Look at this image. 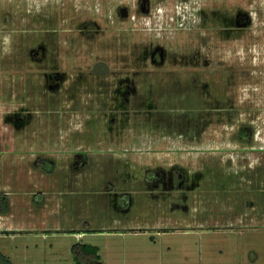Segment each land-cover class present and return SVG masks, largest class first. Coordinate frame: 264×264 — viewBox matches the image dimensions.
Segmentation results:
<instances>
[{"label":"rangeland","instance_id":"374dc122","mask_svg":"<svg viewBox=\"0 0 264 264\" xmlns=\"http://www.w3.org/2000/svg\"><path fill=\"white\" fill-rule=\"evenodd\" d=\"M136 2L0 0V151L22 152L23 174L38 172L36 182L53 175L56 188L66 191L62 211L38 216L55 215L63 228L0 237V254L12 264H75L73 235L84 233L81 244L97 247L102 264H264V0H149L148 15L139 5L136 10ZM237 8L253 22L245 38L227 31L218 35L217 24L226 26ZM99 61L115 74L98 78L92 91L89 76L79 73L91 72ZM61 72L70 75L59 93ZM125 77L132 95L123 106L117 88ZM70 90L75 99L68 109L90 110L94 98L99 110L93 123H101V113L118 118L120 128L110 141H121L133 121L130 151L140 162L155 168L162 160V176L172 164L187 168L191 181L199 174V186L185 201L190 213L170 202L166 207L162 202V211L100 209L97 193L110 182L101 176L99 157L76 179L70 152L84 140L107 150L105 137L97 124L88 125L85 134L59 132L66 128L60 100ZM206 101L209 110L230 115L227 119L235 115L233 124L208 128L204 114L201 132ZM243 125L254 129L251 147L237 141ZM60 141L68 142L64 147ZM59 152L65 159L53 161L51 173L34 164ZM85 179L86 196H77ZM118 220L136 223L123 226Z\"/></svg>","mask_w":264,"mask_h":264},{"label":"crops","instance_id":"0c3cea01","mask_svg":"<svg viewBox=\"0 0 264 264\" xmlns=\"http://www.w3.org/2000/svg\"><path fill=\"white\" fill-rule=\"evenodd\" d=\"M251 28L252 26L249 28V30ZM247 33L248 30L244 31L241 38H245ZM253 57L254 56H252V58ZM253 59H255V57ZM74 99L75 98L73 95H68V97L65 99L61 98L60 100L61 106L65 110L62 112L60 120L63 125L65 124L66 128L62 129L61 127L59 132L63 134L73 130L75 133L80 134L77 130H81L82 134H85L87 132L88 125L97 124V127H102V135L106 136V128L104 127V123L102 121L101 123H93V118L98 110L97 107H99V105L95 102L97 99L93 98L90 101V110L84 111L68 109L72 103V100ZM130 132L131 130H129L119 142H115V140L103 142V146L107 148V150H103L101 148L96 149L98 143L94 144L93 142L85 140L76 144L73 151L70 152V157L76 158L74 163L78 166L76 173L77 175L75 174V177L76 179L83 177V175H85L90 169L88 166L91 162H93V157L97 156V158L99 157L100 160L98 159V161H100L101 164V168H99L100 170H103L101 176L104 181H107L106 183H108V181L110 182L108 184V190L101 192L100 194L97 193V195L100 196L98 205L100 206L101 210L106 211L109 208L117 214H122V212L131 214L134 213L135 210L144 212L146 209L154 207L157 209V211H162V207H166V204L168 203L166 202L164 206L162 204V190L163 192L165 191L164 193L167 192L166 190L162 189V171L160 170L162 168V160L160 162L161 166H155V168L151 167V165L149 166V164L140 162L141 160H139V156H137L136 153H131L130 151V149H134L135 146L134 142L130 139ZM66 142L68 141H60V145L63 146ZM3 144L4 143L0 142V148L4 147H1ZM65 146L66 145H64V147ZM67 146L70 145L67 144ZM98 146L100 147V145ZM46 148H50L49 145H46ZM24 155L25 154L18 151H0V195L6 196L10 203V211L5 215L0 214V233H7V235L3 236L0 234V237L13 239L18 237L17 235L19 232L29 233L38 229H41L42 231L44 230L46 232H56L57 230L61 229V227L63 228V222L59 226L58 222L53 219L55 218V215H52V217L50 216L52 219L48 217V220H44L42 217L38 216H41V213L44 212L47 214H53L61 210L58 208V206L61 205L59 201L66 191L64 189L61 190L58 187L56 188V184L53 181V175H45L43 179L36 182L34 178L36 176L40 177L38 172H34V177L32 174L30 176L23 174V162L25 160ZM65 155L66 154L60 152L59 155L47 154L45 156L46 158H43L44 161H46V167H52L53 161L55 160H62L63 162ZM154 159L155 161H159L157 158ZM82 161L87 162L84 165H80ZM65 163L69 165V162L65 161ZM170 167H174L173 171L175 175L172 181L176 183L177 180H182L183 174L180 171L182 167L178 166L177 164H172ZM185 169L187 170V168ZM146 173L148 174L147 176ZM121 175L123 176L122 178L120 177ZM131 175L132 177L129 178V180L122 182L123 179H126L127 176L130 177ZM165 176L168 177L167 174ZM29 179L30 181L34 182H31L30 184H24ZM84 181L85 182L83 184L81 183L78 185L79 190L77 196L80 194L82 195L83 193L85 194V190L90 187L87 186L86 179ZM174 183L172 184L175 186ZM122 192L129 193L133 196L132 204H130V207L128 208L124 205L123 207L126 208H124V210L117 207L115 208L114 206L116 205L110 203L105 197L108 194L119 195ZM83 196H86V194ZM31 201H33V206H30ZM13 206H16L18 209L15 211L16 208L13 209ZM170 206L173 207L171 204ZM166 210L168 209L166 208ZM25 214L30 215V217L27 215L25 216L26 218H23ZM115 222L118 225L123 226H135L136 223L134 220H118ZM115 222L111 224H115ZM13 228L18 229L14 234L13 232L15 231ZM85 235L86 234L84 233H78L76 235L74 234L73 236L76 238V242L78 241V243L81 244Z\"/></svg>","mask_w":264,"mask_h":264},{"label":"flooded vegetation","instance_id":"af4514ba","mask_svg":"<svg viewBox=\"0 0 264 264\" xmlns=\"http://www.w3.org/2000/svg\"><path fill=\"white\" fill-rule=\"evenodd\" d=\"M140 3H141V0H137V2H136V10L139 9L138 5L140 6L141 5ZM126 11H127V9H126ZM236 11H238V12H235L234 15H232V17L227 20V25L226 26H223V25L221 26L220 24H217L218 27H219L218 35H221L222 32H226L227 31V33H231V32L232 33H237V34H239L238 36L241 37L242 33L244 31H246L247 28H250L251 26H253V22L251 20L250 14L247 11H245V10H243L241 8H237ZM139 12L141 13V11H139ZM211 13H214V11H211ZM142 14H146V15L150 14L149 1H148V11L146 13H142ZM125 15H126V17L129 16V14L127 12L125 13ZM221 27L223 28V30H222ZM218 37L220 38L221 36H218ZM33 53H34V54H32L33 57H36L39 54V50H36ZM160 56H161V51L160 50L156 51L155 54L153 55V58H152V61H153L154 64H156V65L160 64V62H159V57ZM202 57H201V59H203ZM204 58L208 59L209 56L206 55V56H204ZM208 62L209 61H206V63H208ZM99 64H104V65L107 66L108 74H104L103 73V72L106 71L103 66H99L98 68L95 69V67L97 65H99ZM208 64H210V62ZM94 71H96L98 73L95 74ZM79 74H83L85 76L86 75L89 76V81L88 82L91 85V87H90L91 90L94 91V86L97 83V79L98 78L104 77V76H110V75L115 74V73L112 72L110 66L106 62L99 61V62H96L92 66L91 72H85V73H79ZM68 75H70L69 72H61V75L59 77H57V81H58L57 90H58V92H59V88L61 87L62 80L64 79V77H66ZM50 77L53 79L56 76H54L53 74H50ZM129 83H131L130 79L126 78V81L121 82L119 84V87L117 88V93L119 95L120 104L123 105V106H125L126 104L128 105V100L130 99V97L132 95L130 90H125V86L128 85ZM77 90H78V88H77ZM71 91L72 90H70L68 95L72 96L73 95L72 94L73 91L72 92ZM92 94H94V92H92ZM68 95L66 97H68ZM123 100L126 101V104H124ZM206 103L208 105V110L207 111L205 110L201 114L200 120H199L201 132H203L204 114H206V117H207L208 128L213 126V125L221 126V125H223L225 123H228V124H231V125L233 124V121H234L233 119L235 118V115H233L231 119H227V118H229L230 115H227V114L223 115V114H221V112H219L215 108H212V109L209 110L211 104L209 103V101H206ZM213 106H211V107H213ZM98 110H97V112H98ZM102 114L104 116L102 121L104 123V127L106 128V136H104V137H105V142H107V141H110V139L112 138L113 132L117 131L118 127L120 128V122H119L118 118L114 114H110V113H107V112L106 113H102ZM129 116L131 117L130 114H129ZM131 119H133V118L131 117ZM129 121L131 122V120H129ZM132 122H131L130 130L132 128ZM241 127H245V126L243 125ZM250 128L252 130H254L252 127H250ZM239 129H238V132H239ZM252 135H253V138H254V132L253 131H252ZM115 142H119V141L115 140ZM86 162L87 161H82L80 165H84ZM73 165H74V167H73L74 169L78 168V166L75 165V163ZM160 170L162 171V168ZM173 170H174V167H170V169L167 170L168 177L162 176V189H164L166 191L169 190L168 193H164L163 190H162V202H164V203L170 202L171 205H173V208H177V211H179L181 213H190V207L188 206V204L185 201H186V199H188L187 195H188V193L190 191H192L193 187L194 186H199L198 181L200 179V176H199L198 173H197V177H196V174H194V177H195L194 179L195 180L191 181L190 180V176H189V172L185 168H181L180 171L183 174V179L182 180H180V179L177 180L176 179L177 181H176V183H174L172 181V179L174 178V175H175ZM147 175L148 174L146 173V176ZM120 177L122 178L123 176L121 175ZM131 177H132V175L130 177L127 176L126 179H123L122 182L129 180V178H131ZM164 177H165V180H167V181H165L163 179ZM172 183H174L175 186ZM185 192H186V195L184 196L183 193H185ZM176 194H177V196H176ZM105 197L113 205H116V206H114L115 208L117 207V208H120V209H123V210H124L125 207H127V208L130 207V204H132V199H133V196L131 194L123 193V192L120 193L119 195H110V194H108ZM124 205H125V207H123ZM122 214H124V212H122Z\"/></svg>","mask_w":264,"mask_h":264},{"label":"trees","instance_id":"16d2710c","mask_svg":"<svg viewBox=\"0 0 264 264\" xmlns=\"http://www.w3.org/2000/svg\"><path fill=\"white\" fill-rule=\"evenodd\" d=\"M148 1L141 0L140 11L146 13L148 11ZM238 142L252 146L253 135L252 129L250 127H241L237 134ZM46 161L43 158H38L35 165L42 167L46 173H51L53 171L51 166L46 167ZM9 212L8 198L4 195H0V214L5 215ZM98 248L87 245V244H75L71 248V254L75 264H102L100 261V256L98 255ZM0 264H12L9 258L4 257L0 254Z\"/></svg>","mask_w":264,"mask_h":264},{"label":"water","instance_id":"95a60500","mask_svg":"<svg viewBox=\"0 0 264 264\" xmlns=\"http://www.w3.org/2000/svg\"><path fill=\"white\" fill-rule=\"evenodd\" d=\"M99 66H103V67L105 68V70H106V71L103 72V73H104V74H108V69H107V66H106V65H104V64H99V65H97V66L95 67V69L98 68ZM94 73L97 74L98 72L94 71Z\"/></svg>","mask_w":264,"mask_h":264},{"label":"bare ground","instance_id":"6f19581e","mask_svg":"<svg viewBox=\"0 0 264 264\" xmlns=\"http://www.w3.org/2000/svg\"><path fill=\"white\" fill-rule=\"evenodd\" d=\"M65 81H66V80L63 81V85L65 84Z\"/></svg>","mask_w":264,"mask_h":264}]
</instances>
